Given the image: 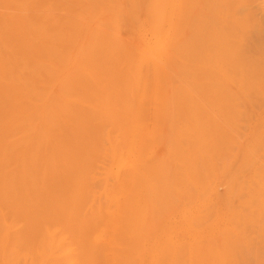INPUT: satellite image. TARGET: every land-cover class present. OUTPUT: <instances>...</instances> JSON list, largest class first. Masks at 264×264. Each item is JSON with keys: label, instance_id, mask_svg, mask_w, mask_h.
Returning a JSON list of instances; mask_svg holds the SVG:
<instances>
[{"label": "rangeland", "instance_id": "1", "mask_svg": "<svg viewBox=\"0 0 264 264\" xmlns=\"http://www.w3.org/2000/svg\"><path fill=\"white\" fill-rule=\"evenodd\" d=\"M22 4L23 0H0V68L3 71L16 72L15 59L26 57L32 62L39 57L33 58L32 54H39L40 46L34 47L36 52H33L34 48L29 51V40L23 39L24 32L31 41L35 38H31L22 25L25 16L30 20L49 16L47 29L55 22L60 24L72 20L77 27L83 28V35L58 44L62 54L72 61L67 69L65 65H59L57 82L49 78L42 79L39 75L32 76L29 71H25L30 82L27 87L28 96L25 95L23 77L21 82L16 81L10 86V103L3 100L0 90V146L8 151V161L0 170L12 181L11 191L6 199L0 196V211H3L8 221L14 222L18 227V231L14 232L21 240L18 252L28 254L26 258L16 259L14 264H33V261L35 264H60L55 260L80 254L81 250L75 243L80 238L74 239L73 236L66 235L67 239L63 245L53 250V257H45L43 243L49 241L50 236L40 235L42 227L48 224L47 226H51L50 231L57 232L63 227L90 220L95 213L107 206V194L113 192L116 187L115 172L120 170L124 178L130 173L124 149H120V161L115 165L110 164V146L105 138L96 143L95 148L90 149L86 165L80 167L82 150L89 146L80 148L81 143L87 139L88 133H92L93 129L90 127L96 124L92 122V109H111L116 114V119L120 117V132L115 133L118 134L120 146L127 144V132L135 128V140L140 143L135 155L139 157L141 167L144 165L149 168L143 167L151 172L152 186L156 190L154 199L147 205L150 211V229L156 231L153 238L160 236L166 229V219L179 221L180 211L185 208L200 211L201 215H208L207 212H210L207 221L198 228L203 234L200 239L203 246L213 240L218 244L224 231L217 233L220 228L212 225L217 221H228L231 228L234 227L235 231L237 229V236L241 239L239 246L242 252L237 259L238 263L234 264H264V214L259 212V215L250 217V211L259 202L252 200L253 195L247 196L248 190L253 192L254 189H259L258 185L264 189V150L257 149L259 141L264 140V95L256 97V100L251 89L249 99L248 96L239 97L238 104L242 109V116L233 126H227L221 120V115L213 112L210 107L202 108L204 111L208 109L209 114L219 118L218 124L229 137L231 136L233 145L227 154L215 157L209 162L211 168L201 169V178L195 170L191 171L190 179H186L181 174L182 166L178 160L180 153L185 151V146H178V143L180 137L186 133V125L192 123L188 121V117L191 121L199 119L201 114L197 112L205 101L217 109L210 103L212 99L208 96L205 99L199 94L204 89V80L200 76L202 72L196 80L198 89L196 93L191 94L198 108L192 106L186 113L184 108H174L173 104L178 101L179 93L189 92L188 85L192 79H182L180 71L185 67L194 68L191 60L180 55L167 57L163 68L160 67L158 72H164V83L169 92L163 94V99L153 97L150 95L151 83L133 89L132 77L120 76L126 72V67L130 66L129 53L124 57L125 60H120V75L114 76L112 71L100 70L101 63L97 65L94 62L79 61V56L87 52V44L109 35H116L119 46L123 48L122 53H137L140 38L131 20L125 15L127 7L122 6L116 29L111 23L114 21H110L111 16L104 14L105 9L94 6L93 0H27L25 12L20 7ZM245 4L244 9L239 8L235 14L236 18L250 19L249 30L242 29L244 44L241 55L245 58L250 55L254 59L257 53L253 54L254 48L248 47V38L253 36L250 43L256 42L264 47V0H247ZM198 7L199 10L204 9L200 1ZM139 13L142 22H145L143 10ZM88 14L92 16L88 18ZM97 29L105 31L100 33L99 38L96 37L98 34L93 36ZM254 30L259 31V34L255 35ZM142 34L149 38V32ZM191 36L192 31L189 28L180 33L178 41L186 45ZM21 43L25 48H22ZM145 62L143 60L137 68L153 79L154 68ZM20 65L22 66V63ZM70 67L73 70L78 68L79 71H69ZM0 79L6 81L1 71ZM59 81L66 83V101L71 110L57 114L54 120H48L40 113L41 105L50 99L52 93L59 92ZM30 87L43 96H32L29 93ZM228 87L232 95L238 90L234 84H229ZM133 90L137 94L140 93L141 97L134 98L131 92ZM129 92L130 95L127 96L122 94ZM163 102L167 104L163 106ZM36 109L39 112H36ZM96 128L103 129L100 135L103 137L113 127L106 122ZM116 128L118 129V125ZM39 132H43L44 136L39 138ZM79 155L81 157H78ZM247 161L248 165L254 162L255 167H259L256 176L253 177L250 173L243 176L237 172V168ZM163 162L166 165H162ZM201 165L200 161L196 169H200ZM29 168L32 169V176L28 178L23 169ZM81 176L83 181L79 179ZM23 178L26 179L24 183L21 182ZM139 184L138 192L141 195L147 186L141 182ZM165 185L168 188L166 198L163 194L160 195ZM123 187L127 189V183L123 184ZM200 190L203 191L202 196L198 195ZM260 195V202L264 203V191ZM206 198L208 201L204 202ZM202 206L205 208H201ZM39 228L40 231L36 234ZM235 231L230 237L237 241ZM210 232L215 233L213 240L207 237ZM11 239L10 237L6 243L7 248H0V256L2 250L8 249Z\"/></svg>", "mask_w": 264, "mask_h": 264}, {"label": "bare ground", "instance_id": "2", "mask_svg": "<svg viewBox=\"0 0 264 264\" xmlns=\"http://www.w3.org/2000/svg\"><path fill=\"white\" fill-rule=\"evenodd\" d=\"M26 1L20 6L25 12ZM199 1L204 7L199 10ZM247 0H93V5L105 9L106 16L110 15V21L115 28H118L120 18V10L127 7L125 15L131 20L133 26L139 34V47L136 48L137 53L125 52L122 53L120 42H118L116 35H109L102 37V39L94 40L85 46L86 53L79 56L81 63H101L100 70L112 71V75H120V60H125L127 53L131 55V61L126 72L120 76L132 77L131 86L133 89L145 87L147 83H151L150 95L153 97H160L163 99V94L169 92L164 83V72L160 71L167 57H176L178 55L189 58L194 68L185 67L180 71L182 79L191 78L192 81L188 85L190 92L179 93L178 101L173 104L174 108H184V113L189 111L193 106H196L192 93L197 91V82L199 73L203 77V91L199 94L208 96L217 109L206 103L202 105L197 114H201L199 119L188 121L191 124L186 125V130L179 140L178 146H185V151L180 153L179 163L182 166L181 174L186 179H190L191 171L197 172L201 178V169L211 168L209 163L215 157H221L230 151L233 145L231 136L222 129L218 124V117L209 114L208 109L202 108L210 107L213 112L221 115V120L229 126L235 125L242 116L238 98H250L251 89L254 91L253 96L256 97L264 95V47L258 43H250L253 36H249L248 47H253V54L257 53L256 58H245L241 55L243 50L242 29L250 28V19L248 17L236 18L235 14L239 8L245 7ZM123 6V7H122ZM143 10L142 22L139 11ZM92 15L88 14V18ZM142 16V15H141ZM49 16H39V19L30 20L25 16V21L22 23L26 31L31 35L29 39L26 32L23 33V39L29 40L28 50L40 46L39 54H32L35 61L30 62L26 57L15 59L17 71L10 72L9 70L0 71L4 73L5 80L0 79V90L3 100L9 102V89L16 81L21 82L22 77L25 79L26 96L27 87L29 86V78L26 77L25 71L32 76H40L42 79H50L57 82V75L59 65L66 66V69L71 65V58L64 56L59 50L58 44L66 40L82 37L83 28L77 27V24L72 20L63 22H55L47 29V24L50 21ZM83 17V16H82ZM84 19V17H83ZM60 27H58V25ZM256 26V24L254 23ZM147 28V29H146ZM191 29L192 36L188 38L186 45H182L178 41L180 33H184L187 29ZM254 30V34H259V31ZM149 32V38L142 33ZM100 33H105L103 29H97L93 33L100 37ZM253 35V34H252ZM65 40V41H64ZM254 40V39H253ZM22 48L25 45L21 43ZM137 45H135L136 47ZM37 50L34 48L33 52ZM146 61L145 64L150 63L153 66V79L151 76L138 69L139 63ZM22 63V66L20 65ZM69 71L78 72L79 69L73 70L70 67ZM41 79V80H42ZM162 80V83H161ZM29 82V83H28ZM60 82V81H59ZM196 83V84H195ZM229 84H234L238 87L237 92L232 95L228 87ZM197 85V86H196ZM59 92L52 93L49 100L44 101L41 105L40 113L48 120H54L55 116L60 113H65L70 109L68 107L66 98V83L60 82L58 86ZM143 90V89H142ZM133 92L134 98L141 97V94ZM29 93L34 96H43L39 92L29 88ZM124 96L129 93H122ZM188 95V96H186ZM190 97V100H188ZM22 98V97H21ZM54 99V100H53ZM24 99L22 98V101ZM42 101V100H41ZM10 103V102H9ZM167 102H163V106ZM192 107V108H193ZM198 108V106H196ZM191 108V109H192ZM71 110V109H70ZM36 112H39L36 109ZM92 122H96L92 133H88L87 139L82 141L81 147H87L82 150L83 168L86 165V157L91 148H95L96 143L101 139H107L109 143V162L115 165L120 161L124 149L128 159L130 173L126 178L122 177L121 171L115 172L116 187L113 192L107 194V206L99 210V214L90 220L80 221L75 225L63 227L60 230L50 231L51 226L45 224L41 230V234H49L50 239L43 243L45 246V257H53V250L59 248L66 241L67 236L73 238H80L75 243L78 244L81 253H77L75 257L56 259V263L60 264H234L238 263L237 259L242 252L239 243L241 239L237 236V229L230 227L227 222L217 221L212 226L220 228V233L224 231L221 241L214 243V232L207 234L210 241L206 246L201 244L202 233L198 228L207 221L208 215H201L200 211L183 209L180 211V220H167V227L160 236L154 237L155 230H151L150 226V211L148 203L155 197L156 190L152 186V174L148 167H141L140 159L135 154L140 147L138 140H135V128L130 129L127 133V144L120 146L118 139V132H120V117L116 119V114L111 109H97L91 110ZM190 115V112H189ZM42 116V115H41ZM109 122L113 127L109 132L100 137L103 132L102 128H96L97 125ZM118 125V129L116 126ZM165 125V123H164ZM135 126V125H134ZM95 128V129H94ZM118 133V134H115ZM39 138L44 136V133H38ZM258 150H264V140H260ZM8 151L6 148L0 146V167H4L8 161ZM78 157H81L80 155ZM202 165L200 169H196L199 162ZM76 163V162H75ZM126 163V162H124ZM166 165L165 162L161 163ZM259 167H255L254 162L248 165V161L237 168V172L243 176L249 175L254 177L258 172ZM26 177L32 176V169H23ZM17 177V176H16ZM82 180V176L79 178ZM83 181V180H82ZM22 183L26 179L21 180ZM146 184V189L141 195L138 192L139 183ZM127 183L126 187L123 184ZM140 185V184H139ZM12 181L9 176L3 175L0 170V196L6 199L8 192L11 191ZM259 189H254L253 192L248 190L247 196H251L252 200L259 202L256 207L250 211V217L259 215V212L264 214V203L260 202L261 195L264 191L260 185ZM185 187L183 191L185 192ZM168 192L167 185L161 189L160 195L166 198ZM203 191L198 192L202 196ZM13 199H15L13 197ZM208 201L207 198L204 202ZM206 206V203H204ZM205 206L201 208H205ZM73 208V207H72ZM71 208V209H72ZM218 208V207H217ZM217 211L216 214H218ZM206 215V216H205ZM15 221V219H13ZM39 227V226H36ZM17 225L8 221L5 218L3 211H0V248H7L6 243L11 237L10 245L7 250L1 251L0 264H14L16 259L20 257H27L28 254L18 252L17 248L21 244L20 237L16 235ZM16 229V230H14ZM40 228L36 231L38 234ZM236 233L237 241L230 237L232 233ZM48 232V233H47ZM14 233V234H13ZM92 235V236H91ZM91 236V238H90ZM153 238V239H152ZM152 239V240H151ZM150 240V241H148ZM105 251V252H104ZM102 253L106 254L103 255ZM55 258V257H54ZM146 259V260H145ZM33 260H31L32 262ZM32 264V263H31ZM33 264L34 261H33ZM39 264H42L40 262Z\"/></svg>", "mask_w": 264, "mask_h": 264}]
</instances>
